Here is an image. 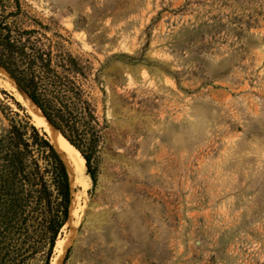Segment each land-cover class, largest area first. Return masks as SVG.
<instances>
[{
	"label": "rangeland",
	"instance_id": "374dc122",
	"mask_svg": "<svg viewBox=\"0 0 264 264\" xmlns=\"http://www.w3.org/2000/svg\"><path fill=\"white\" fill-rule=\"evenodd\" d=\"M20 3L11 37L88 102L95 181L55 234L0 71V264L66 239L61 264H264V0Z\"/></svg>",
	"mask_w": 264,
	"mask_h": 264
},
{
	"label": "trees",
	"instance_id": "16d2710c",
	"mask_svg": "<svg viewBox=\"0 0 264 264\" xmlns=\"http://www.w3.org/2000/svg\"><path fill=\"white\" fill-rule=\"evenodd\" d=\"M9 5L13 7V10L6 12ZM0 10L2 11L0 29L5 30V33L0 36V67L33 101L49 123L79 151L85 160L86 173L94 182L95 175L90 169V160L92 141L95 137L87 120V117H93L89 111L88 102L81 98L80 88L71 78L61 76L55 68L51 67L50 63L36 64L34 57L11 37L8 24L2 20L21 13L20 0H0ZM35 58L40 61V57ZM15 104L21 108L18 102ZM24 117L26 118L25 132L17 138L26 153L32 155L35 149L39 158L45 163L41 166L36 161L35 166L45 202L47 206L52 205L55 212L54 233L56 234L68 218L70 204L68 172L45 132L30 123L29 115L25 114ZM28 133V139H23V136ZM87 135L89 136L88 141L86 140ZM48 259L49 257L45 264L48 263Z\"/></svg>",
	"mask_w": 264,
	"mask_h": 264
},
{
	"label": "bare ground",
	"instance_id": "6f19581e",
	"mask_svg": "<svg viewBox=\"0 0 264 264\" xmlns=\"http://www.w3.org/2000/svg\"><path fill=\"white\" fill-rule=\"evenodd\" d=\"M0 71L4 72V74L7 75L5 70L1 67ZM2 83L9 89L13 90V94L16 97L15 99L27 112L33 125L45 132L50 143L62 158L68 172L70 187L73 189L74 194L77 195L78 191L82 192V189H85L88 185V176L85 171V160L82 155L59 133V131L53 125L49 123V121L44 117L39 108L17 86L13 79L7 76V80ZM76 187H78L77 191H75ZM76 203L77 198H72L69 205L70 215L75 213ZM69 242L70 239H66L58 241L56 243V253L51 258L49 264H61L66 250L69 246Z\"/></svg>",
	"mask_w": 264,
	"mask_h": 264
},
{
	"label": "water",
	"instance_id": "95a60500",
	"mask_svg": "<svg viewBox=\"0 0 264 264\" xmlns=\"http://www.w3.org/2000/svg\"><path fill=\"white\" fill-rule=\"evenodd\" d=\"M53 146V145H52ZM55 149V148H54ZM57 152V151H56Z\"/></svg>",
	"mask_w": 264,
	"mask_h": 264
}]
</instances>
